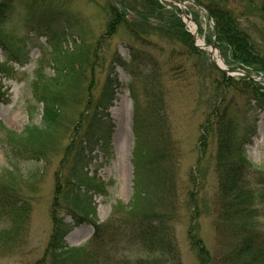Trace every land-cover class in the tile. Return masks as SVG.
Wrapping results in <instances>:
<instances>
[{
  "label": "rangeland",
  "instance_id": "374dc122",
  "mask_svg": "<svg viewBox=\"0 0 264 264\" xmlns=\"http://www.w3.org/2000/svg\"><path fill=\"white\" fill-rule=\"evenodd\" d=\"M107 1L0 0V5L5 4L0 7H7L6 12L0 11V173L9 168L10 160L15 158L5 129L23 131L31 122V109L35 110L34 123L41 121L42 107L39 106L42 105H36L30 81L41 62L51 75L54 74L56 60H60L64 54L54 53L52 43L65 39L66 50H74L80 43L96 56L94 69L85 67L87 73L80 85V105H66L70 122L58 138L64 147L71 142L69 154L66 156L62 148L47 153L46 159L37 161L31 157V153L16 150L29 158L17 160V178L33 165L40 173L35 177L32 189L24 184L22 194L19 192L20 196L30 201L32 208L25 219L22 235L11 242L0 241V264L62 263L54 262L47 256L52 245L49 243L53 229L51 211L58 179L65 183L81 173L94 176L95 182L100 185L98 190H90V199L96 206V219L100 223L105 222L115 208L119 212L114 230H118L124 220L121 218L127 215L121 206L132 200L138 180L135 166L137 134L133 124L136 107L146 121L150 120L139 131L142 138L151 142L159 139L160 149H163L159 164L165 170L163 175L170 182L175 201L169 205L166 213L171 216L169 227L175 235L182 264H200L190 232L197 234V239L209 250L214 264H238L230 258L233 244L238 239L235 237V227L227 224L222 214L223 196L219 193L214 162L215 143L209 140L206 147L201 146L203 143L200 141L211 113L210 108L218 100L213 78H210L207 70L210 51H205L209 60L207 63L203 58L189 56L179 42L170 38L151 35L147 44L129 40L124 30L118 29L113 34L107 29ZM248 1L228 0V6L236 9L241 24L254 41L263 45L264 35L261 32L264 21L253 10L254 3ZM256 2L257 6L264 5V0ZM8 5L12 8L8 9ZM50 11H54L60 20L57 27H53L55 32L48 30V27L45 29L42 27L44 24L40 23L47 21L46 18L51 16ZM196 11L193 8L191 12L201 30L200 38L209 39L212 24L207 15ZM127 15L130 18L135 16L134 10L128 11ZM65 22L68 30L65 29ZM188 22L191 23L190 20ZM62 31H65V37ZM52 32L57 34L58 39L52 40ZM129 46L141 55L151 54L156 66L148 64L146 68L142 65L138 68L136 61L134 67L138 68L137 74L122 67L120 58L128 60L131 57ZM234 98L232 108L238 112L242 124L244 121L241 117L251 116L246 122L258 117L256 133L250 140H245L244 150L248 160L258 168L249 170L248 177L264 188V104ZM150 104L152 110L148 108ZM83 110L86 111L82 119L79 115ZM151 111H158L161 115L156 117ZM91 134H95L94 139L88 144ZM160 136H164L165 140ZM82 146L86 147L84 152ZM82 155L85 158L83 162L80 158ZM141 173L143 175L144 169ZM63 206H66L64 211L70 207L65 201ZM159 212L165 214L161 209ZM261 212L258 226L260 233L264 234V205ZM65 220L72 222L68 214H65ZM8 225L1 223L0 229ZM93 230L89 222L78 224L67 233L63 243L71 248L83 246L92 238ZM127 247V244L119 243L113 249H108L102 262L128 264L129 259L135 261L141 258L140 248Z\"/></svg>",
  "mask_w": 264,
  "mask_h": 264
},
{
  "label": "trees",
  "instance_id": "16d2710c",
  "mask_svg": "<svg viewBox=\"0 0 264 264\" xmlns=\"http://www.w3.org/2000/svg\"><path fill=\"white\" fill-rule=\"evenodd\" d=\"M195 1L204 5L208 15L214 20L212 34L207 41L216 43L228 66L242 67L256 75L264 74V43L258 45L254 41L249 31L241 24L242 21L236 9L228 6V0ZM248 2L254 3L253 10L264 21V5L257 6L256 0ZM3 5L5 4L2 3L0 6ZM107 7V29L113 34L118 32V29L124 30L129 40L147 44L151 35H160L179 42L189 56L203 58L207 63L209 62L206 52L195 47L192 34L184 26L176 8L167 9L158 0H108ZM10 8L12 7L8 9ZM6 9L5 6L0 11L6 12ZM130 10L135 12V16L131 18L127 15ZM50 12L51 16L46 18L47 21L40 20V23L44 24L42 27L45 29L48 27V30H53L60 20L57 19L59 17L55 16L54 11ZM159 17L162 20H157ZM65 24L66 29L68 25L66 22ZM61 33L65 37V31ZM261 33L264 35V30ZM51 38L58 39V36L53 33ZM1 42L5 43L2 40ZM63 42L65 39L63 41L58 39L52 43L54 53L64 54L61 55L60 60H56L54 74L51 75L41 62L30 81V87L34 92L32 97L36 105H42L39 106L42 107L40 123H34L35 110L31 109V122L23 128V131L5 129L6 136L11 141L10 145L14 149L15 158L10 160V167L0 173V224L9 223L8 227L0 229V241L4 243L11 242L22 235L25 219L32 207L30 201L25 196H20L19 192L22 194L24 184L32 189V183L36 182L35 177L40 173L36 165H33L17 178L16 170H19L17 160L28 157L17 153L16 150L29 152L32 158L42 161L47 158V153H54L64 148L67 156L71 149V142L64 147L58 138L70 122L66 105L69 103L80 105V85L87 73L85 67L91 66L94 69L93 62L96 56L80 43L76 45V49L66 50ZM129 49L130 59L120 58V64L128 68L131 73L137 74L140 65L145 68L148 64L156 66L151 54L141 55L133 50L132 46H129ZM136 61L138 68L134 67ZM207 70L210 78H213L214 93L218 100L210 108L211 113L204 125L203 138L200 141L203 143L201 146L206 145V147L209 140L215 143L214 162L219 193L223 196L222 214L228 221L227 224L235 227V237L238 239L233 244V254L230 258L238 264H264V234L260 233L258 226L264 205V188L248 177L249 170L258 168L248 160L244 150L245 140L247 141L256 133L258 117L247 122L246 120H249L251 116L241 117L244 121L242 124L238 112L232 108L234 97L264 104V85L247 76H229L211 63H208ZM149 107V110L153 109L152 104ZM138 110L139 108L136 107L133 117L137 134L135 166L138 180L132 200L124 207L121 206L127 215L121 218L124 220L118 226V230H114L115 219L119 212L115 208L105 222H98L96 206L90 199L92 197L90 190H98L100 187L95 182L94 176L81 173L74 180L69 179L65 183L58 179L51 211L53 229L49 243L52 245L47 252V256H50L53 261H60L61 264H104L103 257L109 251L108 249H113L119 243H125L129 248H140L142 252L141 258L136 259L138 261L129 259L128 264H182V256L177 248L175 235L169 227L171 216L166 213V209L175 201L171 194L173 189L170 182L163 175L165 170L159 164L163 149H160L159 139L151 142L149 139L142 138V132L139 131L143 130L144 124L146 125V122L150 120L146 121ZM85 111L81 112L80 118H84ZM151 113L156 117L161 115L158 111H151ZM94 135H89L88 144H91ZM159 138L165 140L164 136ZM85 148L82 146V152ZM80 158L81 162L85 160L84 155ZM142 169H144L143 175ZM62 200L69 204V211L63 210L66 206H63ZM160 209L165 214L159 212ZM65 214L71 216L72 222L65 220ZM84 222L94 226L92 238L83 246L71 248L64 245L63 240L67 233ZM196 235L190 232L191 241L198 251L200 264H214L209 250ZM144 253L146 255H142Z\"/></svg>",
  "mask_w": 264,
  "mask_h": 264
},
{
  "label": "water",
  "instance_id": "95a60500",
  "mask_svg": "<svg viewBox=\"0 0 264 264\" xmlns=\"http://www.w3.org/2000/svg\"><path fill=\"white\" fill-rule=\"evenodd\" d=\"M175 1H177V2H180V0H175ZM196 5H198V6H201V5H199L198 3H196ZM198 34V32H196V34H195V36H193L194 37V40H196L197 39V35ZM210 47H211V51H212V53L215 51V50H217L216 49V47H215V45H209ZM218 56L221 58V60L224 62V60H223V58H222V56H220V53L218 52ZM211 61H212V63L214 64V65H216L218 68H220V69H222L224 72H226V73H229V74H235V73H243L244 75H246V76H248L249 78H252V79H257L256 77H254V76H251V74H249V73H247V72H245L244 70H241V69H236V70H231V69H229V68H226V67H223V66H221L220 64H219V62H217L216 61V59L213 57V54H211Z\"/></svg>",
  "mask_w": 264,
  "mask_h": 264
},
{
  "label": "bare ground",
  "instance_id": "6f19581e",
  "mask_svg": "<svg viewBox=\"0 0 264 264\" xmlns=\"http://www.w3.org/2000/svg\"><path fill=\"white\" fill-rule=\"evenodd\" d=\"M192 29L195 30V26L194 25H192ZM199 42L200 43H203V41H200V40H199ZM213 57H215L218 60V62H219L220 65H222V66L225 65V63L219 58L218 52L214 51L213 52Z\"/></svg>",
  "mask_w": 264,
  "mask_h": 264
}]
</instances>
